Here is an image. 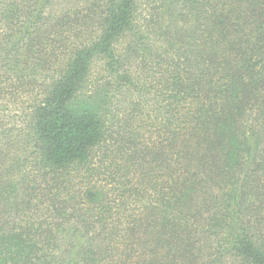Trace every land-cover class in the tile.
I'll use <instances>...</instances> for the list:
<instances>
[{
    "label": "trees",
    "instance_id": "trees-1",
    "mask_svg": "<svg viewBox=\"0 0 264 264\" xmlns=\"http://www.w3.org/2000/svg\"><path fill=\"white\" fill-rule=\"evenodd\" d=\"M0 264H264V0H0Z\"/></svg>",
    "mask_w": 264,
    "mask_h": 264
}]
</instances>
